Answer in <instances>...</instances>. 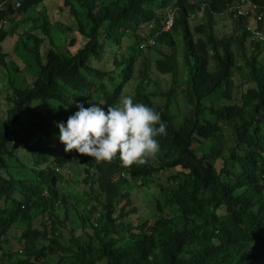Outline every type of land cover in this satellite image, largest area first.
<instances>
[{"label":"trees","instance_id":"obj_1","mask_svg":"<svg viewBox=\"0 0 264 264\" xmlns=\"http://www.w3.org/2000/svg\"><path fill=\"white\" fill-rule=\"evenodd\" d=\"M231 2L0 0L5 23L19 15L0 27V264H264V40L249 30L264 34L263 19ZM17 26L22 67L10 68L2 41ZM151 71L167 90L148 89ZM122 95L166 123L156 158L122 169L65 153L57 125Z\"/></svg>","mask_w":264,"mask_h":264},{"label":"clouds","instance_id":"obj_2","mask_svg":"<svg viewBox=\"0 0 264 264\" xmlns=\"http://www.w3.org/2000/svg\"><path fill=\"white\" fill-rule=\"evenodd\" d=\"M249 1L256 4V8L245 16L236 14L243 21L256 20V10L264 8V1ZM239 3L240 0H233L226 8L235 11ZM262 19L264 29V17ZM99 105L93 103L88 108L77 105L79 110L67 119L66 126L57 125L65 153L75 151L93 158L97 164H110L118 159L122 169L143 166L156 158L160 151L157 137L167 134V125L159 113L143 103H134L130 95H122L115 105L108 106L107 113Z\"/></svg>","mask_w":264,"mask_h":264},{"label":"rangeland","instance_id":"obj_3","mask_svg":"<svg viewBox=\"0 0 264 264\" xmlns=\"http://www.w3.org/2000/svg\"><path fill=\"white\" fill-rule=\"evenodd\" d=\"M43 3L44 2L39 3L38 5H36L35 8L41 7L42 6L41 4H43ZM35 8H33L31 10H28L27 11V14L34 12ZM18 19H19V15L17 14V12H13L12 14L9 15V18L7 20V23H6V25L4 26L3 29H8V27L11 26L12 21L17 22ZM70 19L73 21V19L71 17H69L68 15H64L63 16V20L65 22H67L68 24H70L72 26V28H75V25L71 22ZM189 28L192 31V29H193V24L192 23L189 24ZM54 31H55V27L52 28V33ZM20 32H21V29H20L19 26H17L16 29H15V31H14V33H12L9 37L6 36L3 39V41H2V47H3V49L5 51H7L6 60H8V66L10 68L11 67H15V66L22 67V63H21L20 57H22L23 52L21 50L14 49V47H13V45L15 44L14 42L16 41L17 35ZM54 35H55V32H54ZM196 36H197V34L194 33V32H192V37L195 38ZM53 40L55 42V39H53ZM179 48H180V44H177L174 47V49H176V50H179ZM164 50H166V48H164ZM23 57H24V60L27 59L25 56H23ZM92 64H95L97 67H100V68L103 67V61L102 62H99L97 64L95 62H93ZM103 68H105V67H103ZM150 73L152 74L151 75V79L154 80V83H150L149 86H148V89H150L152 91H160V90L165 91L171 85L170 77H168L167 75H156L154 71H151ZM4 74H5V70H3V69L0 70V111H2V109L4 107V102L3 101H4V95L6 94L4 92H7L8 91L7 85H5L4 82H3ZM15 74L18 75L19 73H15ZM180 77L182 78V76H180ZM181 78L176 77L177 81H180ZM24 81H25L24 78L21 76V74H19L18 77H17V79H16V84L18 86H23L24 85ZM175 84H176V81H175ZM131 88L132 87L130 86L129 89H131ZM174 90H175V94H174L175 97L172 96L170 98V101H171V111L173 113H175V116H176L175 122L178 123L179 120H180V118H181V115L185 112V108L182 106L181 103L179 105H177V103H176V99H178V96H180L179 88L174 86ZM154 101L157 102L158 99L155 98ZM7 105H8V103H7ZM55 106H56L57 109L60 108V109L64 110L63 107L60 106V105H55ZM53 116H55V115H53ZM220 126H223L224 127V130H223L224 146L225 147L230 146L231 145V141L228 139L229 132L226 129V124L225 123H221ZM218 141L220 142L221 140L219 139ZM61 147L64 150V146L62 145ZM16 149H18L19 151H22V149L19 146H16ZM60 151H61V148H60ZM18 155L20 157H22V158L23 157H27L22 152H19ZM130 187H131V185L129 186V188ZM129 188L127 187L126 189H129ZM139 191H140L139 197H140V199H141V201L143 203H145L150 198L151 195H156L157 194V192H155L152 187L147 188V189L146 188H139ZM134 202H136V199H134ZM69 210H70V208L68 209V211ZM69 218L70 219L72 218V214H69Z\"/></svg>","mask_w":264,"mask_h":264},{"label":"built area","instance_id":"obj_4","mask_svg":"<svg viewBox=\"0 0 264 264\" xmlns=\"http://www.w3.org/2000/svg\"><path fill=\"white\" fill-rule=\"evenodd\" d=\"M18 5V2H15V6ZM256 8V4L252 3L249 0H240L239 5L236 7L235 12L238 15L245 16L248 15V13ZM256 10L255 13V19L256 20H261L264 17V8L262 10ZM5 19H0V27L5 25ZM172 22V16H169L168 19L165 21V24L162 28V30H167L169 26L171 25ZM251 37L255 40H264V34L262 30L255 29L254 27L249 28Z\"/></svg>","mask_w":264,"mask_h":264}]
</instances>
